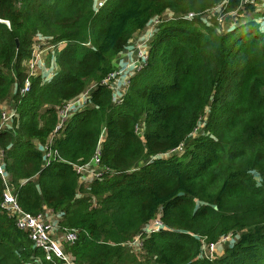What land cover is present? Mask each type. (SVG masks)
<instances>
[{
    "label": "trees",
    "instance_id": "obj_1",
    "mask_svg": "<svg viewBox=\"0 0 264 264\" xmlns=\"http://www.w3.org/2000/svg\"><path fill=\"white\" fill-rule=\"evenodd\" d=\"M252 10L242 0H0V102L12 97L17 113L0 129V164L24 211L49 208L79 231L67 246L77 264H264V31ZM155 17L149 57L114 103L103 80ZM39 39L66 43L60 70L22 94ZM92 84L91 105L55 133L63 105ZM98 152L107 171L80 183L76 165ZM4 192L0 173V264H54L2 207ZM157 218L164 227L145 232ZM140 234L136 252L127 243ZM225 236L223 255L205 256L204 242Z\"/></svg>",
    "mask_w": 264,
    "mask_h": 264
},
{
    "label": "built area",
    "instance_id": "obj_2",
    "mask_svg": "<svg viewBox=\"0 0 264 264\" xmlns=\"http://www.w3.org/2000/svg\"><path fill=\"white\" fill-rule=\"evenodd\" d=\"M260 0H242L243 4H248L254 6L255 3ZM105 4V0H96V9L101 8ZM222 3L217 6V9L221 8ZM174 16L170 14V16H164L162 18H171ZM195 16L194 13H190L188 15L189 18ZM161 17H155L151 20V22L146 27L148 30V37L140 40L135 45V57L128 61L123 66L117 68L113 73H111L108 77L103 80V84L107 85L113 92V102L119 103L122 101V90H119L122 87L127 88L130 79L133 76L132 72L137 71L143 67L149 57V49L150 43L153 38L155 27L161 22ZM43 41L39 39V41L33 47V55L31 59L27 62V77L24 80L23 87L21 88V93L25 94L30 91L32 85V77L33 76H41L36 73L38 67L42 64V52ZM60 42L57 44H50L48 49H51L53 53H56L59 49ZM51 76L54 77L56 74L50 72ZM135 74V73H134ZM129 76V77H127ZM125 77L120 82V78ZM95 84H92L89 89L83 92L78 97L68 101L63 107L60 109V118L59 122L56 126L55 133L59 131L65 121L75 112L80 111L87 106L91 105L89 102V98L91 95V91L95 88ZM4 102H0V129L4 127H12L14 124L15 117L17 115L15 108L6 109L3 106ZM55 135L53 134L49 142L43 146L44 150H48V147L53 142V138ZM57 151L54 150L49 151V158L52 155H56ZM76 170L80 174V183L86 184V181L90 182L97 177H101L103 173L107 170L103 168L100 164V154L99 152L86 164L76 165ZM0 173L4 177L5 180V192H4V200L2 202V207L14 217L16 224L21 229L28 232L29 237L33 241L34 247L40 248L44 252L45 259L47 261L53 262L54 264H77L75 262L73 254L67 250V246H72L78 239L79 231L75 228H62L60 226V221L55 222L54 219H51L47 216V214L43 212L34 215L24 211L17 202V198L13 192V188L9 185L8 180L6 178L5 168L2 164H0ZM92 177V178H90ZM51 213V214H50ZM53 213V214H52ZM57 212L53 210L49 212L50 216L55 215ZM164 227V222L157 218L145 227V232H150L152 230H158ZM232 237L225 236L220 239L217 243H206L204 242V254L209 258H213L215 256L216 249L225 243H230ZM128 246L133 248L136 252H138L142 247V235H138L134 240L127 243ZM206 249L208 252L206 253Z\"/></svg>",
    "mask_w": 264,
    "mask_h": 264
},
{
    "label": "crops",
    "instance_id": "obj_3",
    "mask_svg": "<svg viewBox=\"0 0 264 264\" xmlns=\"http://www.w3.org/2000/svg\"><path fill=\"white\" fill-rule=\"evenodd\" d=\"M171 12H166L164 13V16H170ZM257 16L260 17V24H261V29L264 31V0H260L257 1L254 5V10L249 11L247 18L248 19H256ZM148 30H146V28L144 30L138 31L134 34V36L131 38V40L129 41V43L127 44L126 48L124 49V51L115 59L114 64L116 69L123 66L124 64H126L128 61L130 62L131 59H133L135 57V45L138 41L143 40L145 38L148 37ZM42 47H43V52H42V64L38 67L36 73L38 75H41L43 83H48L52 80V76L50 72H53L55 74H57L60 70V67L58 65V62L56 60V55L57 53H53V51L51 49H48V46L51 44L50 42L48 43L47 41H43ZM66 45V43H61L59 46V49L56 50L57 52L59 50H61L62 48H64ZM136 71L132 72V75H134ZM129 77V76H127ZM125 77H121L119 80L122 83L123 79ZM17 85L15 84L13 86V96L14 94H16L17 91ZM122 90V93L124 94L126 88L122 87L119 89ZM12 99V97H11ZM4 103L3 106L6 107V109H12L13 106V99L12 101L9 99L2 101ZM85 109V108H84ZM88 183V182H86ZM52 210L49 208L44 209V213L47 214V216L51 219H54L55 222H59V220L61 219V215L60 213H56L53 216L49 215V212H51ZM51 214V213H50ZM53 214V213H52ZM227 244V243H225ZM225 244L220 245L218 247V254L220 253H224L225 249H222Z\"/></svg>",
    "mask_w": 264,
    "mask_h": 264
},
{
    "label": "rangeland",
    "instance_id": "obj_4",
    "mask_svg": "<svg viewBox=\"0 0 264 264\" xmlns=\"http://www.w3.org/2000/svg\"><path fill=\"white\" fill-rule=\"evenodd\" d=\"M223 18V17H222ZM255 21H256V24H255V27H257V28H259L261 31H262V29H261V24H260V17L259 16H257V18L255 19ZM10 100L12 101V99L10 98ZM203 123V122H202ZM202 123H201V126L196 130V133L198 134V133H200L201 131H202V128L201 127H203V125H202ZM175 152H178V150H175ZM174 151H172V152H170L169 153V155H171L172 153H175ZM166 156H168V155H166ZM90 178H92V177H90ZM86 182H88V181H86ZM89 183V182H88ZM88 183H86V184H88ZM230 245V243H227V244H225L224 246H222L223 248L222 249H225V247H228ZM208 252V250L206 249V253ZM215 253H218V248L216 249V251H215ZM221 255H223V253H220L218 256H221Z\"/></svg>",
    "mask_w": 264,
    "mask_h": 264
},
{
    "label": "water",
    "instance_id": "obj_5",
    "mask_svg": "<svg viewBox=\"0 0 264 264\" xmlns=\"http://www.w3.org/2000/svg\"><path fill=\"white\" fill-rule=\"evenodd\" d=\"M0 21H1V19H0ZM16 44H17V46H19V40L16 38Z\"/></svg>",
    "mask_w": 264,
    "mask_h": 264
}]
</instances>
